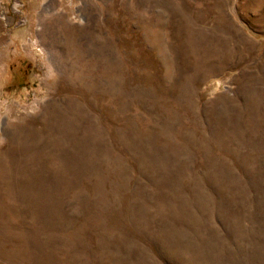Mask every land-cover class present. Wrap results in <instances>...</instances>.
<instances>
[{"label":"rangeland","instance_id":"obj_1","mask_svg":"<svg viewBox=\"0 0 264 264\" xmlns=\"http://www.w3.org/2000/svg\"><path fill=\"white\" fill-rule=\"evenodd\" d=\"M0 264H264V0H0Z\"/></svg>","mask_w":264,"mask_h":264},{"label":"bare ground","instance_id":"obj_2","mask_svg":"<svg viewBox=\"0 0 264 264\" xmlns=\"http://www.w3.org/2000/svg\"><path fill=\"white\" fill-rule=\"evenodd\" d=\"M4 16V15H3Z\"/></svg>","mask_w":264,"mask_h":264}]
</instances>
